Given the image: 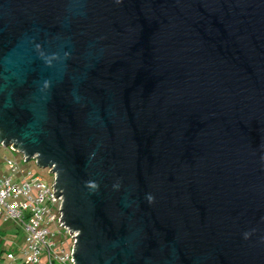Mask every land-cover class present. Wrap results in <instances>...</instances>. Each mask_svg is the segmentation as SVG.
Returning <instances> with one entry per match:
<instances>
[{"label":"water","instance_id":"obj_1","mask_svg":"<svg viewBox=\"0 0 264 264\" xmlns=\"http://www.w3.org/2000/svg\"><path fill=\"white\" fill-rule=\"evenodd\" d=\"M0 141L75 264H264V0H0Z\"/></svg>","mask_w":264,"mask_h":264},{"label":"built area","instance_id":"obj_2","mask_svg":"<svg viewBox=\"0 0 264 264\" xmlns=\"http://www.w3.org/2000/svg\"><path fill=\"white\" fill-rule=\"evenodd\" d=\"M0 146H7L0 141ZM23 163L35 160L23 151ZM8 175L0 177V217L14 220L25 231L27 245L22 250L21 256L14 253L8 254V259L25 260L30 264H40L43 254L47 256L46 264H75L72 259L76 236L78 233L69 229L63 216L64 197L60 194L57 198L56 174L51 184L44 182L41 177L32 171L23 168L19 161L5 157ZM62 234L65 239L57 243L55 236ZM68 241V245L66 243Z\"/></svg>","mask_w":264,"mask_h":264},{"label":"rangeland","instance_id":"obj_3","mask_svg":"<svg viewBox=\"0 0 264 264\" xmlns=\"http://www.w3.org/2000/svg\"><path fill=\"white\" fill-rule=\"evenodd\" d=\"M5 157L19 161L23 168L32 171L36 176L41 177L47 184L53 183L54 173L50 168L39 166L35 160L23 163L22 153L6 146H0V176H4L8 173ZM64 239L65 237L62 234L55 236L57 243H62ZM26 245V234L23 228L14 220H6L0 217V264H30L22 259L15 261L8 259L9 253H14L18 256ZM67 245L68 241L66 243V246ZM46 262L47 256L43 254L40 264H46Z\"/></svg>","mask_w":264,"mask_h":264},{"label":"crops","instance_id":"obj_4","mask_svg":"<svg viewBox=\"0 0 264 264\" xmlns=\"http://www.w3.org/2000/svg\"><path fill=\"white\" fill-rule=\"evenodd\" d=\"M8 173H9V171H8ZM8 173L6 174V175H8ZM6 175H4V176H6ZM0 177H2V176H0ZM27 241V240H26ZM18 256H21V254H19ZM11 260V259H10Z\"/></svg>","mask_w":264,"mask_h":264}]
</instances>
